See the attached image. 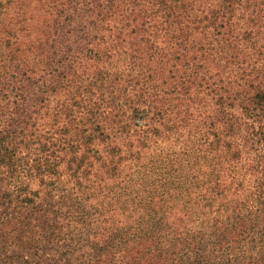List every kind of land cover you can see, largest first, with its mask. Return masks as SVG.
<instances>
[{"label":"trees","instance_id":"trees-1","mask_svg":"<svg viewBox=\"0 0 264 264\" xmlns=\"http://www.w3.org/2000/svg\"><path fill=\"white\" fill-rule=\"evenodd\" d=\"M2 27L0 243L10 222L32 264H264V0H62ZM184 123L200 147L161 166Z\"/></svg>","mask_w":264,"mask_h":264},{"label":"rangeland","instance_id":"rangeland-1","mask_svg":"<svg viewBox=\"0 0 264 264\" xmlns=\"http://www.w3.org/2000/svg\"><path fill=\"white\" fill-rule=\"evenodd\" d=\"M61 2L62 0H0L1 11L6 8H9L12 13L14 11L15 14H17L18 10L22 11L18 12V15L15 16L9 15L8 19L0 18V26H3L2 29L6 28L10 32H13L20 25L29 24L31 17L36 11L48 7H56ZM214 2L215 0H195V7L196 9L206 8ZM30 31L35 30L30 29ZM159 136L153 143L155 144V152L159 151L162 156H166L165 163L161 164V166L177 162L181 166L187 167L193 158V153L195 154L197 148L200 147V135L194 134V127L190 124L184 123L176 133L161 134ZM194 166L200 172L198 176L199 181H203V172L206 170V165L202 161H198ZM201 189L204 190V187ZM10 227L11 223L9 222L7 226L1 229L2 241L0 245L2 246L1 252L4 255L0 259V264H32L33 255H30L23 247L29 233L21 234L17 228L11 231ZM29 245L34 248V243H30ZM18 246L22 247L18 248Z\"/></svg>","mask_w":264,"mask_h":264}]
</instances>
